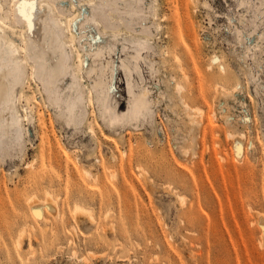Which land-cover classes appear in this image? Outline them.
<instances>
[{"label": "rangeland", "instance_id": "obj_1", "mask_svg": "<svg viewBox=\"0 0 264 264\" xmlns=\"http://www.w3.org/2000/svg\"><path fill=\"white\" fill-rule=\"evenodd\" d=\"M47 1L68 26L89 15L88 0ZM91 1L105 15L64 31L70 65L83 66L85 43L144 40L133 89L147 90L150 107L133 120L129 73L98 65L94 79L77 81L88 102L71 121L33 78L25 26L15 3L1 1V36L22 61L15 111H33L15 144L0 146V264H264V0H143L135 21L123 16L133 0ZM108 86L120 122L105 112ZM30 199L57 213L37 217ZM77 204L92 222L75 219Z\"/></svg>", "mask_w": 264, "mask_h": 264}, {"label": "bare ground", "instance_id": "obj_2", "mask_svg": "<svg viewBox=\"0 0 264 264\" xmlns=\"http://www.w3.org/2000/svg\"><path fill=\"white\" fill-rule=\"evenodd\" d=\"M1 1L2 0H0V14L4 21L7 22L8 18L4 15L3 4ZM12 1L16 5V22L18 24L23 23L25 26V44L26 49L30 50L29 60L34 69L33 78L41 83V86L45 91L54 96V102L57 106L61 102L66 104L69 119L71 121L79 110L78 104L83 101L88 102V99L81 93L77 81L80 79L83 81L86 76L93 78L98 73V65H103V73L105 74H109L110 72L115 74L116 68L118 71L120 70L123 75L127 72L129 73L130 77L126 79V91L130 98L127 100V113L131 115L133 120H138V116L142 115L143 111L150 107L147 90L135 93L133 89L134 83L132 74L140 70V62L144 61V55L148 53L146 42L144 40L129 43L125 39H119L118 37L111 35L112 38L100 39L94 48H91L90 44L85 43V56L82 61V67L73 69L69 63L71 52L68 51V46L62 39L64 31H68L69 29H80V33L84 32L83 27L89 22H97L95 16L96 12H101L105 15L103 9L104 5L102 3L97 4L88 0L87 3H84L82 6L84 10L89 11V15L84 13L81 18L74 17L71 20L70 26H68L63 19L54 18L53 14L55 13V9L47 0ZM141 1L143 0H133V7L130 10L123 11L125 19L135 21L136 17L141 16L143 12L141 13V10L137 8L140 6ZM185 1L186 5L191 2L190 0ZM117 9L121 10V8ZM143 27L149 29L146 24H144ZM135 29L139 30L141 29V26L136 25ZM2 32L3 28L0 26V146H13L18 140L19 132H23V120L25 119L29 121L31 116L30 112L33 111V108H29L30 112H26L25 117L18 115L17 111H15L16 98L14 93L15 88L23 76L22 61L17 58L19 53L18 49L12 42L6 41L1 36ZM83 41L86 42L85 39H83ZM117 52L121 54L120 57H118L119 63L113 64L114 58L112 55H115ZM125 60H131L134 63L133 67H130ZM176 60L179 69L182 70V77L184 80H187L188 77L185 74L186 72L182 69V64L178 56H176ZM110 64H112L111 69ZM221 71L224 72V69L221 68ZM101 84L100 81L94 80L92 87L95 89ZM175 84L176 92L178 94L184 87L180 83ZM216 86L225 89L222 85L216 84ZM61 87L63 89L66 88L65 96L62 99L59 91V88ZM107 89L108 95L105 97L104 102L105 112L109 115L112 122H120L123 120L125 114L124 112H121V116H119L117 110H114V107L118 105V101L113 99L114 91L111 86H108ZM226 91H228V89ZM74 92H77V95L74 96ZM180 101L183 102V99L180 98ZM183 104L185 107L188 106L184 102ZM193 110L201 113V109L198 107H194ZM229 136L232 137L233 135ZM239 139L236 140L238 150L240 149ZM185 153L187 152L185 151ZM86 174L89 176L92 175L90 171H87ZM47 197L50 199V194H47ZM48 199L41 205L35 202L37 201L36 199H34L35 201L30 199L29 201L33 214L41 218L42 209H51L53 213H57V206H54L55 203L53 201L54 205L52 206ZM73 213L77 220L85 218L88 221H93L90 211L81 205L77 204L74 207ZM73 230L76 231L75 227ZM262 243H264V239Z\"/></svg>", "mask_w": 264, "mask_h": 264}]
</instances>
